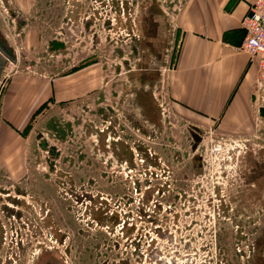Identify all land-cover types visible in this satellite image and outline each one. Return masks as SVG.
Masks as SVG:
<instances>
[{"label": "rangeland", "instance_id": "374dc122", "mask_svg": "<svg viewBox=\"0 0 264 264\" xmlns=\"http://www.w3.org/2000/svg\"><path fill=\"white\" fill-rule=\"evenodd\" d=\"M182 1L0 0L5 75L31 77L40 105L0 158V264H264V87L234 138L174 115L161 79ZM84 66L90 98L59 107L55 79ZM142 70L152 122L133 102Z\"/></svg>", "mask_w": 264, "mask_h": 264}, {"label": "crops", "instance_id": "0c3cea01", "mask_svg": "<svg viewBox=\"0 0 264 264\" xmlns=\"http://www.w3.org/2000/svg\"><path fill=\"white\" fill-rule=\"evenodd\" d=\"M255 1L183 0L181 11L175 14L174 52L162 74L161 90L174 115L189 122L193 129L217 127L221 134L234 138L252 125V116L257 113L258 59L236 53L233 47L244 39L241 21ZM3 45L9 49L5 42ZM7 64L0 54L2 159L22 153L11 144L16 136H26L33 111L40 107L38 97L32 95L31 77L7 80ZM96 73L84 66L55 79V104L75 105L90 98ZM5 82L8 86L3 90Z\"/></svg>", "mask_w": 264, "mask_h": 264}, {"label": "built area", "instance_id": "2783aa9c", "mask_svg": "<svg viewBox=\"0 0 264 264\" xmlns=\"http://www.w3.org/2000/svg\"><path fill=\"white\" fill-rule=\"evenodd\" d=\"M241 27L244 39L239 46L233 47L236 53H245L258 59L256 87H264V0H256L243 17ZM221 149V145L218 146ZM219 151V150H218Z\"/></svg>", "mask_w": 264, "mask_h": 264}, {"label": "flooded vegetation", "instance_id": "af4514ba", "mask_svg": "<svg viewBox=\"0 0 264 264\" xmlns=\"http://www.w3.org/2000/svg\"><path fill=\"white\" fill-rule=\"evenodd\" d=\"M155 33H156V31L151 29V36H150V37H152V38H150L151 40H155V38L157 37V36L153 37V35ZM141 40H142V36L138 37L137 39H135L136 44H137L138 41H141ZM57 46H58V48H60V47H62V44L57 43ZM152 49L156 50L153 47H152ZM154 53H155L154 51H151V52L142 51L143 55H141L140 60L143 61L147 56L150 57L151 55H154ZM140 75L141 76L137 78L138 79V83L140 84V88H138L134 92L133 102H134L135 105L139 106V109L141 111L140 113L142 115L146 116V120H144V121L145 122H148V121L152 122L153 119L151 118V116L153 115V113L157 117L159 116V113L157 114L156 111H155V108H153V103L151 101V94L153 93V90L156 89L157 84L155 83V79H153L154 78V74L153 73H150V72L146 73V71L142 70ZM153 131H155V130H153ZM147 155L149 156V158H153V154L152 153L149 152V154H147ZM149 158H147V159L149 160ZM147 196H146V199H147ZM76 197H78V191L77 190H76ZM12 199H13V202L18 203V199L19 198L13 197ZM15 199H17V200H15ZM144 205H145V202L142 200L141 207L139 208L140 209L139 213L142 216H145L144 214H146L145 213L146 212V208H145L146 206L143 208ZM262 214H264V211H263ZM262 236H264V234H262ZM41 261L42 260L40 258L36 259L33 264H61L52 255L50 257H48V258H45L44 263H42Z\"/></svg>", "mask_w": 264, "mask_h": 264}, {"label": "water", "instance_id": "95a60500", "mask_svg": "<svg viewBox=\"0 0 264 264\" xmlns=\"http://www.w3.org/2000/svg\"><path fill=\"white\" fill-rule=\"evenodd\" d=\"M0 54L2 56H4L7 59L8 62H10L12 64H15L16 63V58H14L11 55L10 51L7 50V48L3 44H1V43H0ZM194 130H198V129H194ZM196 140H197V138H196Z\"/></svg>", "mask_w": 264, "mask_h": 264}]
</instances>
